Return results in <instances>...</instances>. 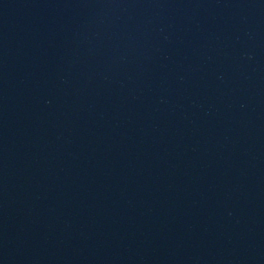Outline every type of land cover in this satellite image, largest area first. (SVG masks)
Instances as JSON below:
<instances>
[{
  "label": "water",
  "instance_id": "95a60500",
  "mask_svg": "<svg viewBox=\"0 0 264 264\" xmlns=\"http://www.w3.org/2000/svg\"><path fill=\"white\" fill-rule=\"evenodd\" d=\"M0 264H264V0H0Z\"/></svg>",
  "mask_w": 264,
  "mask_h": 264
}]
</instances>
